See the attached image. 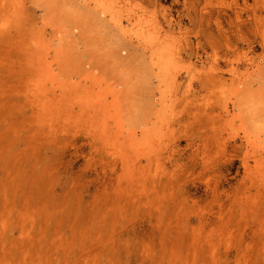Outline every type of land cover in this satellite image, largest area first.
Instances as JSON below:
<instances>
[{
  "label": "rangeland",
  "instance_id": "374dc122",
  "mask_svg": "<svg viewBox=\"0 0 264 264\" xmlns=\"http://www.w3.org/2000/svg\"><path fill=\"white\" fill-rule=\"evenodd\" d=\"M261 60L264 0H0V264H264Z\"/></svg>",
  "mask_w": 264,
  "mask_h": 264
},
{
  "label": "built area",
  "instance_id": "2783aa9c",
  "mask_svg": "<svg viewBox=\"0 0 264 264\" xmlns=\"http://www.w3.org/2000/svg\"><path fill=\"white\" fill-rule=\"evenodd\" d=\"M264 61L263 60H261V63H263Z\"/></svg>",
  "mask_w": 264,
  "mask_h": 264
},
{
  "label": "bare ground",
  "instance_id": "6f19581e",
  "mask_svg": "<svg viewBox=\"0 0 264 264\" xmlns=\"http://www.w3.org/2000/svg\"><path fill=\"white\" fill-rule=\"evenodd\" d=\"M31 250H34L33 248H30Z\"/></svg>",
  "mask_w": 264,
  "mask_h": 264
}]
</instances>
